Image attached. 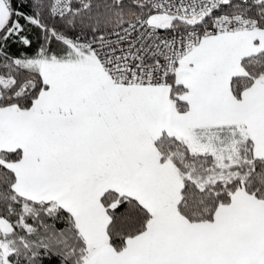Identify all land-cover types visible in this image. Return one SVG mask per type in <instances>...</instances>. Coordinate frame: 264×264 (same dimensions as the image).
Instances as JSON below:
<instances>
[{
	"label": "snow or ice",
	"instance_id": "6c2138e0",
	"mask_svg": "<svg viewBox=\"0 0 264 264\" xmlns=\"http://www.w3.org/2000/svg\"><path fill=\"white\" fill-rule=\"evenodd\" d=\"M0 264H264V0H0Z\"/></svg>",
	"mask_w": 264,
	"mask_h": 264
}]
</instances>
